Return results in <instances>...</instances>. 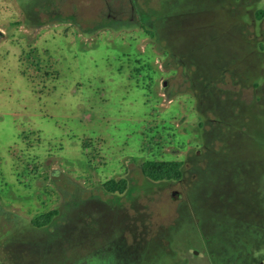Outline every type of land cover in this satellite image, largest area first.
<instances>
[{"label":"rangeland","instance_id":"1","mask_svg":"<svg viewBox=\"0 0 264 264\" xmlns=\"http://www.w3.org/2000/svg\"><path fill=\"white\" fill-rule=\"evenodd\" d=\"M247 263L264 0H0V264Z\"/></svg>","mask_w":264,"mask_h":264},{"label":"trees","instance_id":"2","mask_svg":"<svg viewBox=\"0 0 264 264\" xmlns=\"http://www.w3.org/2000/svg\"><path fill=\"white\" fill-rule=\"evenodd\" d=\"M141 170L147 178L153 181H178L182 177L181 163L178 162L149 161L141 165ZM122 182L123 183H109V188L107 187L108 185H106L107 190L110 192H117L118 194H121L123 192V189H125L126 183L125 180H122ZM51 219V214L36 218L32 223V229L37 231V229L46 227L50 223Z\"/></svg>","mask_w":264,"mask_h":264},{"label":"water","instance_id":"3","mask_svg":"<svg viewBox=\"0 0 264 264\" xmlns=\"http://www.w3.org/2000/svg\"><path fill=\"white\" fill-rule=\"evenodd\" d=\"M163 85L166 86V83H164Z\"/></svg>","mask_w":264,"mask_h":264},{"label":"flooded vegetation","instance_id":"4","mask_svg":"<svg viewBox=\"0 0 264 264\" xmlns=\"http://www.w3.org/2000/svg\"><path fill=\"white\" fill-rule=\"evenodd\" d=\"M182 177H183V174H182ZM179 181V180H178Z\"/></svg>","mask_w":264,"mask_h":264}]
</instances>
